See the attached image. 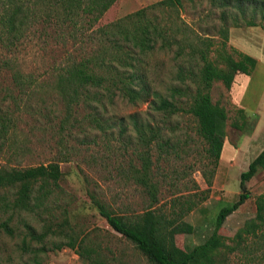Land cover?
Masks as SVG:
<instances>
[{
  "label": "rangeland",
  "instance_id": "1",
  "mask_svg": "<svg viewBox=\"0 0 264 264\" xmlns=\"http://www.w3.org/2000/svg\"><path fill=\"white\" fill-rule=\"evenodd\" d=\"M156 1L116 0L94 27L113 22ZM182 1L180 17L193 29L202 34L206 30L208 35L213 36L209 60L222 66L224 52L234 59L239 58V52L256 59L250 74L237 72L229 88L220 80L213 81L211 86L212 102L222 106L227 114L226 135L221 139V155L211 185H207L202 175L203 171L210 173V166L204 152L206 144L196 132L192 115L183 112L173 116L168 124L170 127L163 129L165 137L177 145L178 155L173 152L164 154L155 144L151 148L152 180L157 184L159 199L155 207L168 213L171 198H184L196 193L193 197L200 200L204 195L199 194L200 191L208 189L206 197L198 200L197 207L185 214L181 231L175 235L176 245L188 249L203 242L210 234L219 207L234 200L240 192V173L264 149V26L229 27L227 44L220 47L217 30L221 22L217 19V13L208 11L209 3L206 0ZM154 12L159 21H164L169 13L175 17L172 9L156 7ZM44 25L42 22L37 23L35 28L32 27L26 33L28 37L13 47H6L0 41V63L6 62L0 67V99H5L2 102L3 110L11 113L10 138L0 146V166L22 167L60 161L61 154L58 153L64 151L68 160L60 161L62 176L47 203L55 227L63 225L66 231L73 228L76 233L85 235L87 245L98 249L100 257L107 264H151L130 240L107 224L90 199L92 193L116 213L127 215H134L147 207L145 189L129 176L132 166H140L136 152L141 146L136 143V133L128 116L135 114L140 120L149 119L152 116L150 108L147 102L129 103L116 95L106 105V110L101 112L104 118L115 125L110 129L112 136L87 128L90 133L87 139L92 140L82 141L83 133L79 127H73L70 133L67 129H59L64 106L53 89L51 73L68 53L79 58L89 47L98 44L85 41L89 33L87 29H84V34L79 32L75 40L68 37L63 39L60 34H67L69 26ZM175 47L173 45L172 49L165 52L155 51L146 57L149 80L162 93L167 85L179 83L176 73L180 59L174 57ZM14 74L31 76L34 80L31 95L21 92L13 79ZM14 101L21 105L17 107ZM87 111L88 108L80 106L78 118ZM161 116L153 115V120H150L163 126L159 119ZM119 118H124L127 126L121 139L117 138ZM246 189L250 193L249 198L226 217L218 230L221 239L229 245L238 229L255 217V197L264 191V169L247 181ZM46 215L43 214L44 218ZM27 219L38 231L45 225V221L40 219L35 220L30 216ZM11 224L19 227L16 218ZM21 238V235H17L3 240L11 255L9 263L86 264L77 250L66 245L54 247L52 242L62 243L66 240L61 235L49 236L44 251L38 252L37 256L32 250L21 249ZM245 242L250 251L246 253L249 254L247 257L239 250L224 251L217 257L220 263L264 264V239L248 234ZM29 245L31 248L40 247L35 241H30Z\"/></svg>",
  "mask_w": 264,
  "mask_h": 264
},
{
  "label": "trees",
  "instance_id": "2",
  "mask_svg": "<svg viewBox=\"0 0 264 264\" xmlns=\"http://www.w3.org/2000/svg\"><path fill=\"white\" fill-rule=\"evenodd\" d=\"M115 1L0 0V41L6 47H13L26 39V33L39 22L47 27L54 24L69 26L68 35L60 34L63 39L68 37L75 40L79 32L84 34V29L89 30L85 41L97 42L98 46L89 47L79 58L68 53L51 73L53 89L64 106L59 129H67L70 133L73 127H79L83 133L82 141L92 140L87 139L90 134L87 128L112 136L110 129L115 125L104 118L101 112L106 110V105L116 95L129 103L147 102L151 118L140 120L135 114L128 116L136 133V143L141 146L136 152L140 166H132L129 176L145 189L147 207L139 213L127 215L116 213L92 193L90 199L107 224L130 240L151 264H221L217 258L219 253L233 250H239L247 257L249 254L246 253L250 251L245 242L246 236L252 234L264 239V191L255 197V217L238 229L232 244L221 239L218 230L226 217L249 198L246 183L259 170L264 169V149L240 173V192L234 200L219 207L210 234L203 242L188 249L176 245L175 235L181 231L185 214L197 207L199 201L206 197L208 189L200 191L199 194H204L200 200L193 197L196 193L183 199L177 196L171 198L168 213L155 207L159 202L158 187L152 180L150 156L153 144L164 154H179L177 145L165 137L163 129L170 127L168 124L173 116L188 113L194 117L196 132L206 144L204 152L210 173L203 171L202 175L207 185H211L221 155V139L226 135L227 119L225 109L211 100V86L213 81L220 80L229 88L237 72L250 74L256 59L242 52H239L238 59H234L224 52L222 66L209 60L208 52L214 44L213 36L208 35L206 30L202 34L193 29L180 17L182 0H158L113 22L94 27ZM206 1L209 3L208 11L217 13V19L221 22L217 30L220 47L227 44L229 27L264 26V0ZM156 7L172 9L175 17L169 13L164 21H159L154 12ZM173 45L176 46L174 57L180 59L176 73L179 83L167 85L162 93L149 80L146 57L155 51H168ZM1 65H6V62L3 61ZM14 75L13 79L21 92L31 95L34 90L31 76L27 75L26 78ZM8 96H11L10 93ZM4 100L0 99V146L10 138L11 113L3 110ZM16 105L18 107L21 104L16 102ZM80 106L88 108V111L79 119L77 114ZM153 115H162L159 119L163 126L154 121L152 123L150 119L153 120ZM118 120L117 138L121 139L127 126L124 118ZM58 154H61L60 161L68 160L64 151ZM60 161L22 167L7 164L0 166V264H12L9 263L11 255L3 240L17 235L22 236L21 249L32 250L35 256L44 251L49 236L61 235L66 240L62 243L52 242L55 248L66 245L77 250L86 264H107L100 257L98 249L87 245L85 235L76 233L73 228L66 231L63 225H54L55 220L47 203L62 176ZM44 213H47L46 218ZM28 216L45 221L43 229L38 231L28 221ZM14 218L19 227L11 224ZM30 241L39 243L40 247L31 248Z\"/></svg>",
  "mask_w": 264,
  "mask_h": 264
}]
</instances>
